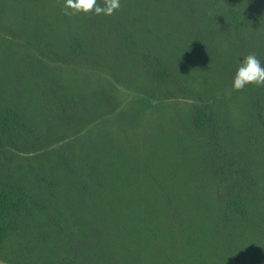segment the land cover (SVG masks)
Here are the masks:
<instances>
[{
  "label": "rangeland",
  "instance_id": "374dc122",
  "mask_svg": "<svg viewBox=\"0 0 264 264\" xmlns=\"http://www.w3.org/2000/svg\"><path fill=\"white\" fill-rule=\"evenodd\" d=\"M97 3L103 6L104 0ZM63 4L64 0H0V106L11 99L31 101L25 109L40 122L49 112L41 100L58 107L56 101H48L51 93L64 102L73 95L82 97L89 107L83 124L77 122L79 133L72 135L67 130L65 142L53 148L76 139L79 143L96 141L104 158L118 156L117 161L107 159L104 168H99L109 180L113 177V191L121 188L127 194L120 198L113 193L107 200L110 204L105 206L103 218H107L108 230L116 234L119 221L124 220L138 235L146 254L152 250L155 230L158 234L173 231L174 248L181 243L184 250L187 246L182 241L188 239L189 247L210 253L211 236L202 240L199 234L197 240L194 229L189 234L178 224H167L165 205H159L166 196L157 191L146 168H167L178 175L179 181L173 179L174 192L178 195L179 189L186 202H193L192 196L198 194L215 203V186L201 175L194 179L186 173L189 168H207L205 142L193 140L174 121L177 114L203 100L213 104L223 127L242 131L241 152L251 156L253 168L264 170V128L259 125L264 121L262 87L249 84L239 92L232 89L233 77L246 55L264 58V0L243 1L239 9L248 7L259 19L256 27L245 25L240 35L225 24L224 5L209 7L210 0H120L113 15H65ZM220 6L224 10L217 8ZM34 31L38 38L41 34L40 44L49 42L48 54L37 50ZM127 36L137 39L133 55L126 48ZM74 37L80 38L85 53L73 57L70 45ZM183 53L193 62L187 72H180L187 92L157 85L156 76L148 71L153 64L150 60L180 68L176 61ZM255 110L263 115L257 116ZM61 116L51 111L49 124ZM151 151H155L152 159ZM261 179L264 182V175ZM130 205L132 217L123 219L120 215ZM156 208L160 218L150 221V209ZM175 253L174 259L183 260L181 251ZM183 253L189 256L185 264H195L189 253Z\"/></svg>",
  "mask_w": 264,
  "mask_h": 264
},
{
  "label": "trees",
  "instance_id": "16d2710c",
  "mask_svg": "<svg viewBox=\"0 0 264 264\" xmlns=\"http://www.w3.org/2000/svg\"><path fill=\"white\" fill-rule=\"evenodd\" d=\"M243 1L210 0L209 7L223 4L225 24L234 27L235 34L240 35L245 25L256 27L259 19L248 7L241 10ZM217 8L224 10L221 6ZM34 36L36 40V31ZM125 39L126 48L133 55L137 39L128 36ZM40 42H43L41 34L37 50H46L48 54L49 42L45 43L47 46ZM82 46L80 38L74 37L71 55L84 54ZM260 61L264 66V58ZM151 62L148 71L156 76L157 85L170 91L187 92L180 72H187L193 63L188 54L183 53L176 61L180 68L171 63L166 66L156 60ZM35 66L40 69V64ZM262 90L264 95V87ZM49 100L56 101L58 107L41 100L49 112L40 122L33 120V115L25 109L28 106L25 104H32L31 101L11 99L0 106V264H185L189 256L183 251L189 253L195 264H264V182L261 179L264 170L251 166V156L241 152L242 131L234 126L223 127L212 103L203 100L194 103L184 114H177L174 121L184 133L192 134L193 140L202 138L205 142L203 158L207 168H189L186 173L192 178L201 175L205 182H211V187L215 186L214 204L195 193L193 202H186L179 189V196L174 192L177 189L173 179L178 175L167 168L168 171L146 168L153 185L158 186L157 191H162L163 198L166 196L159 205H165L167 224L171 227L178 224L189 234L194 229L197 240L199 234L202 240L211 236V252L189 247L188 239L182 241L187 246L184 250L181 243L174 248L173 231L158 234L155 230L152 250L146 254L138 235L124 220L119 221L118 232L114 234L108 230L107 218H103L111 194L120 198L127 195L121 188L113 191V177L109 180L105 171L99 170L104 168L105 160L117 161L118 156L104 158L96 141L79 143L76 139L53 148L65 142L67 130L73 131L72 135L79 133L77 122L83 124L89 106L77 95L64 102L58 94L51 93ZM259 106L262 108L261 103ZM51 111L63 115L57 121L53 119V124L48 120ZM255 111L257 116L263 115L260 110ZM261 123L264 128V121ZM160 127H164L163 121ZM154 155L155 151H151L150 159ZM150 159L146 164L149 165ZM187 176L183 177L187 179ZM130 208L131 205L120 215L123 219L132 217ZM150 211V221L160 218L157 208ZM173 251H181L183 260L174 259Z\"/></svg>",
  "mask_w": 264,
  "mask_h": 264
},
{
  "label": "clouds",
  "instance_id": "9594fccd",
  "mask_svg": "<svg viewBox=\"0 0 264 264\" xmlns=\"http://www.w3.org/2000/svg\"><path fill=\"white\" fill-rule=\"evenodd\" d=\"M119 8L120 0H104L103 6L97 0H64L63 4L65 15H113ZM249 84L264 87V66L255 53L246 55L239 64L233 77L232 89L239 92Z\"/></svg>",
  "mask_w": 264,
  "mask_h": 264
}]
</instances>
